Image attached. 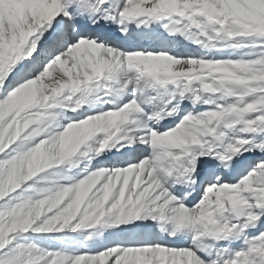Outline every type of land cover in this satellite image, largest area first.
<instances>
[{
	"label": "snow or ice",
	"instance_id": "6c2138e0",
	"mask_svg": "<svg viewBox=\"0 0 264 264\" xmlns=\"http://www.w3.org/2000/svg\"><path fill=\"white\" fill-rule=\"evenodd\" d=\"M0 264H264V0H0Z\"/></svg>",
	"mask_w": 264,
	"mask_h": 264
}]
</instances>
